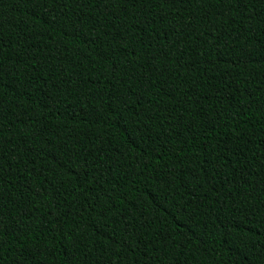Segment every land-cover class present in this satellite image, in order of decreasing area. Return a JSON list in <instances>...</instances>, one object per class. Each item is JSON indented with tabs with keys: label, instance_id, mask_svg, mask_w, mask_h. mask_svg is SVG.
<instances>
[{
	"label": "trees",
	"instance_id": "1",
	"mask_svg": "<svg viewBox=\"0 0 264 264\" xmlns=\"http://www.w3.org/2000/svg\"><path fill=\"white\" fill-rule=\"evenodd\" d=\"M0 264H264V0H0Z\"/></svg>",
	"mask_w": 264,
	"mask_h": 264
}]
</instances>
